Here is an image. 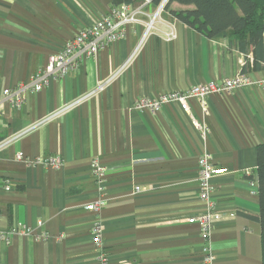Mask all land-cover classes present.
<instances>
[{"label": "crops", "instance_id": "crops-1", "mask_svg": "<svg viewBox=\"0 0 264 264\" xmlns=\"http://www.w3.org/2000/svg\"><path fill=\"white\" fill-rule=\"evenodd\" d=\"M113 6V0H0V89L28 82ZM157 6L132 4L140 22L126 26L123 38L63 79L26 92L22 107L2 105L0 140H13L0 149V230L18 231L0 238V264H100L96 220L107 264H202L201 225L189 219L205 210L198 164L205 152L225 169L212 179L220 214L210 237L216 264H263L252 177L264 143V89L212 95L207 112L191 100L193 116L209 128L205 137L178 104L156 114L135 105L244 70L259 79L264 68H254L252 47L245 53L234 37L208 38L166 11L145 36ZM171 30L176 37L167 40ZM18 153L32 160L60 155L64 165H29ZM94 160L106 167L102 190L91 172ZM99 199L98 214L88 206ZM22 225L32 231L23 233Z\"/></svg>", "mask_w": 264, "mask_h": 264}, {"label": "built area", "instance_id": "built-area-1", "mask_svg": "<svg viewBox=\"0 0 264 264\" xmlns=\"http://www.w3.org/2000/svg\"><path fill=\"white\" fill-rule=\"evenodd\" d=\"M144 5L149 4L152 0H143ZM168 0H162L157 6L156 11L150 20L145 24V36L153 30H156V24L162 21V13L165 11V5ZM139 10H134L132 4L121 3L113 6L108 14L99 17L92 25L81 29L74 38L69 40L64 47L57 53L50 55L49 63L46 67L38 69L34 72L29 81L20 83L14 87L0 89V117L2 116V105L9 102L12 106L22 107L26 103V92H39L45 86L49 85L54 79H63L72 70L80 67L81 63L86 59L96 56L107 45L118 41L125 36L126 26L140 22L137 17ZM167 40L174 39L175 32L171 30L165 34ZM247 86H259L264 89V76L255 78L249 72L241 71L232 77L225 78L220 81H210L200 83L189 87L185 90H174L160 94L157 97L145 96L136 101V108L140 110H148L153 114L160 112L165 106L170 104H178L180 108L190 115L193 125L201 131L205 137L208 133V126L199 121L191 112L190 102L197 99L200 102L202 110H209L208 99L215 94H223L238 90ZM13 138L0 140V149L9 144ZM212 155L208 152L202 154L198 164L200 168L199 184L200 197L205 201V210L199 215L189 219L190 222H198L201 225L202 235L205 240L203 246L202 264H216V256L213 252L210 237L213 228V220L219 219L220 214L217 211L216 202L212 197L213 186L212 179L216 175L225 172V169L214 166L211 163ZM17 160L25 161L29 165H50L59 169L64 165V160L60 155H50L39 157L35 160L25 157L23 154H17ZM92 175L96 178L99 188L102 190L105 184L107 174L106 167L99 161L94 160L91 165ZM6 190H10L9 184ZM141 188H137V192H141ZM103 199L92 202L88 207L100 213L103 206ZM43 221L38 222V228L41 229ZM23 233H30L32 229L26 225H22ZM18 228H14L11 232L0 230V238L9 240V234L15 233ZM93 241L98 249V261L100 264H107L108 259L103 248V227L100 220H96L92 229ZM40 236L47 237V233L41 232Z\"/></svg>", "mask_w": 264, "mask_h": 264}, {"label": "trees", "instance_id": "trees-1", "mask_svg": "<svg viewBox=\"0 0 264 264\" xmlns=\"http://www.w3.org/2000/svg\"><path fill=\"white\" fill-rule=\"evenodd\" d=\"M135 4L140 0H113ZM159 5L162 0H152ZM179 4L183 7L176 8ZM165 11L208 38L234 37L247 53L253 48L254 68H264V0H168ZM245 71V70H244ZM256 175L259 188L262 250L264 264V143L258 145ZM250 177V178H251Z\"/></svg>", "mask_w": 264, "mask_h": 264}]
</instances>
